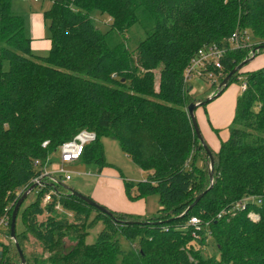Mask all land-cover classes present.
Returning a JSON list of instances; mask_svg holds the SVG:
<instances>
[{"label": "trees", "instance_id": "obj_1", "mask_svg": "<svg viewBox=\"0 0 264 264\" xmlns=\"http://www.w3.org/2000/svg\"><path fill=\"white\" fill-rule=\"evenodd\" d=\"M51 1L44 15L52 47L38 55L25 15L13 10V0H0V218H9L0 264H22L11 234L14 208L51 163L48 155L83 130L97 137L78 161L110 166L102 138L118 140L148 172L138 184L124 181L127 197L158 193L160 211L149 216L107 207L110 215L73 194L75 188L60 175L56 183L44 177L45 186L38 184L17 214L25 264H117L119 257L120 264H264V203L218 218L248 195L264 197V66L243 78L247 88L237 98L229 138L218 152L207 143L215 160L212 185L210 157L187 109L193 83L184 80L204 45L224 49L223 81L264 44V0ZM94 10L111 17L108 30L95 24ZM136 23L148 30L132 53L119 36ZM236 31H247L253 43L232 47ZM240 71L223 92L242 78ZM49 192L52 200L44 203ZM251 210L259 220L249 218ZM193 216L209 225L195 228L189 224ZM99 222L102 230L87 243ZM30 235L41 253H25ZM120 235L131 248H123ZM211 239L217 253L204 256Z\"/></svg>", "mask_w": 264, "mask_h": 264}, {"label": "rangeland", "instance_id": "obj_2", "mask_svg": "<svg viewBox=\"0 0 264 264\" xmlns=\"http://www.w3.org/2000/svg\"><path fill=\"white\" fill-rule=\"evenodd\" d=\"M44 1L45 0H39V1L38 0H13L12 7H13V10L21 12L25 16H27L29 20L30 14L36 10H39L41 8V4ZM37 4L39 5L35 6ZM32 5L34 6L31 7ZM91 17L93 21L95 22V24H97L102 31H106L111 27L109 24L111 23L112 19L108 14L102 13L101 11H98V10L97 11L94 10L91 12ZM147 30H148V27L145 28L141 23H136L130 26L127 29V31L125 33H122V36L120 35L119 37H121L126 42V45H127L126 48H128L129 51L133 53L134 49L138 46L140 41H142L143 39L147 37ZM251 32L252 34H255L254 31L251 30ZM252 51L253 50H250L249 56L252 55ZM256 57L257 58L255 60L247 63L243 67V69L238 73L239 78L240 77L242 78H240L238 81H235L229 85V87L226 90L227 93L221 101H224L225 99L230 98V96L233 95L232 92L235 91V89L238 90L237 87H240L239 93L243 92V90L241 89V83L243 82V78L248 73L249 69H259L264 66V50H262L261 53L258 54ZM8 66H9V63L5 61L4 67L8 68ZM221 81L222 80L218 79L216 83H211V82H208L207 80L195 79L192 82L193 83V85H191L192 90L189 94L190 103L201 102L207 99L209 96L214 95L217 92L216 89L219 86ZM155 88L156 90L159 89L158 75L156 76ZM221 101H219V103ZM206 105L207 106L203 105V106L198 107L195 110V114H196V118L198 120V124H199V127L202 133L207 137V139H209V136L205 133L203 128L205 129V127H207L206 123H209V117L213 118V114L211 113V108L217 106L218 103H215L210 107H209V104H206ZM232 111H233V108H231V110H227L225 115L222 117L221 125L223 126L225 124L224 127H226L225 128L226 132H227L228 126L231 125L233 122L232 120V122L229 121L230 123H226L227 122L226 120L231 117ZM222 133L223 132H217L216 134L217 136L213 135L212 138L215 140L218 138L224 139L226 134H222ZM102 144L104 147L105 156H106L107 161L110 164H112L110 166H114L112 168H114L116 172L119 175H121L120 179L121 181H123V183L124 181H132L135 184H138L140 181L147 178L148 172L146 170H143L141 167H139L136 163L133 162V160L123 151L120 145V142L118 140L114 138L103 137ZM59 158H60V148L56 152H54V154L53 153L49 154L47 161L49 160L53 162L52 163L53 167L59 168L61 165ZM198 162L200 165L203 164L202 161H198ZM110 166L104 168L103 173H107L108 171H112V170L113 172H115V170L112 169ZM65 167L66 169L74 173L73 179L68 181V184L72 185L75 189L79 190L84 195H87V196L91 195L90 194L91 189H93L94 185L97 184V176L95 173H99L100 169H103V168H101V166L97 163H90V162H85V161H77L72 164H65ZM109 177L111 180H114L113 179L114 176H109ZM117 191H114L113 193H111L110 197L114 201H116L117 205H119L120 207H124L125 209H130L127 203L125 202L122 203V201L119 199V195ZM122 194H124V191H122ZM33 199H34V192L31 195H29L25 204H28ZM144 201L146 203L147 213L149 216H154L159 213L161 205H160L158 193L149 194L146 198H144ZM131 206L136 207L135 203H131ZM95 214L96 212L93 211L92 217ZM46 216L47 214L45 215V217ZM248 216H249V213H248ZM18 222H19L18 228L21 230L23 226L20 221ZM102 228H103V224L102 222H99L94 228L90 229V234L87 237V243H93L96 240L98 233L102 230ZM120 238H121L124 249L131 248L130 243L123 235H120ZM3 239H4V236L0 235V241H3ZM66 240L70 242L68 239ZM13 243H14V240H13ZM214 243L215 242L211 239L209 242V245L207 246V248H205L204 256H207L210 253H213V254L217 253V251L215 250ZM212 244L214 247L211 246ZM9 245H11V243ZM25 246H26L25 253L27 255L31 254L32 252L36 254H39L42 252L41 245L39 244L37 239L34 238L32 235L29 236L28 241L26 242ZM45 255H47V253ZM120 261H121V257H119L117 264H120Z\"/></svg>", "mask_w": 264, "mask_h": 264}, {"label": "built area", "instance_id": "obj_3", "mask_svg": "<svg viewBox=\"0 0 264 264\" xmlns=\"http://www.w3.org/2000/svg\"><path fill=\"white\" fill-rule=\"evenodd\" d=\"M249 43H253L250 34H247V31L243 32H235L230 37V44L234 48H240ZM224 49L221 48L218 44H207L203 47H200L192 59L191 63L185 70L184 80L189 86L188 83H192L195 79H203L207 80L211 83H216L221 80L223 77V56ZM221 83V82H220ZM192 87V86H191ZM247 88V83L243 80L241 83V89L245 91ZM218 90V87L216 91ZM97 135L93 131L83 130L79 132L73 139L63 143L60 147V167H53L51 162L46 168L45 172L36 180V182L40 185V187H44L42 184V180L44 177L49 178L50 182L56 183V176L60 175L64 178L66 182L70 181L74 177V173L68 169H66L65 164H72L77 162L83 154L84 148L86 144L94 141ZM47 145V142L44 143V146ZM52 200V192L47 193L44 197V203H48ZM264 203V197L261 195H248L237 202L234 203L232 209L230 210H222L218 214V218L223 217L225 213L235 211L237 208H245L248 205ZM57 208H61L60 205H57ZM249 217L252 220H259L260 214L254 210L249 212ZM189 224L193 225L197 229L206 228L209 225L207 222L205 225H202V221L200 218L193 216L189 220ZM9 226V218L8 215L0 218V235L4 236V230H6ZM5 240V237L3 241ZM0 241V242H3Z\"/></svg>", "mask_w": 264, "mask_h": 264}, {"label": "crops", "instance_id": "obj_4", "mask_svg": "<svg viewBox=\"0 0 264 264\" xmlns=\"http://www.w3.org/2000/svg\"><path fill=\"white\" fill-rule=\"evenodd\" d=\"M38 5L39 4L35 6ZM51 5H52L51 0H45L41 4V8L39 10H36L30 14L29 20L27 16H25L26 32L27 35L32 39L31 48L33 52L38 55H46V53L49 52V50L52 47V41L50 39L49 22L46 20L44 15L45 11L48 10L51 7ZM33 6L34 5H32L31 7ZM251 70H256V69H249V71ZM237 89L238 90L235 89V91L232 92L233 95L230 96V98L225 99L224 101L221 100L225 97L227 93L226 92L227 89L216 99L208 103L209 107L215 103H218V105L211 108V113L213 114V118L209 117V123H206L207 127H205V129L203 128L205 133L209 136V139H207V137L203 133L202 134L205 140L207 141V143L210 145V147L216 152H218L221 147V141L227 140L229 138V126L226 132L225 130L226 127H224L225 124L222 126L221 122H222V117L225 115L226 111L231 110V108H233L232 115L229 119L226 120L227 121L226 123H230L234 119L236 106H237V98L241 93V92L239 93L240 87H237ZM219 101L221 102L219 103ZM217 132H223L222 134H226L224 139H220V138L216 140L213 139L212 136L213 135L217 136L216 135ZM106 167L109 166H105L104 168ZM110 167L112 168L114 166H110ZM104 168L100 169L99 173H95L97 176V184L94 185L93 189H91L90 196H92V198L97 200L99 203L106 205L108 208L112 210L140 214V215L141 214L148 215L144 198L138 200H131L127 198L125 192V185L123 181H121L120 179L121 175H119L114 168L112 169H114L115 172H113L112 170V171H108L107 173H103ZM106 174H108L109 176H114L113 178L114 180H111L110 177ZM114 191H117L119 195V199L122 201V203L124 202L127 203L130 209H125L124 207H120L119 205H117V202L110 197V194L113 193ZM122 191H124V194H122ZM131 203H135L136 207H132Z\"/></svg>", "mask_w": 264, "mask_h": 264}, {"label": "water", "instance_id": "obj_5", "mask_svg": "<svg viewBox=\"0 0 264 264\" xmlns=\"http://www.w3.org/2000/svg\"><path fill=\"white\" fill-rule=\"evenodd\" d=\"M261 50H264V44H259L256 48L253 49L252 51V55L251 56H248L244 61H242L240 64H238L235 68H233V70L224 78V80L219 84L218 86V90L217 92L212 95V96H209L207 99H205L204 101H201V102H192L189 104L188 106V112H189V115L191 117V120H192V123H193V126H194V129H195V132L198 136V138L200 139L201 143L203 144L206 152L208 153L209 157H210V177H211V185L213 184V174H214V166H215V160H214V155L209 147V145L207 144V142L205 141V138L203 137V134L201 132V129L199 127V124H198V120L196 118V114H195V110L202 106V105H205L211 101H213L214 99H216L218 96H220L223 92V90L226 88V86L228 85L230 79L232 78V76L234 74H236L238 71H240L247 63L253 61L257 54L261 51ZM38 183H34L33 185H31L24 193L23 195L19 198L15 208H14V211H13V217H12V223H11V234H12V238L14 239L15 243H16V247L18 249V252H19V255H20V258H21V262L22 264H25L26 263V259H25V256H24V252L20 246V244L17 242V237H16V220H17V214H18V211H19V208L20 206L22 205L23 201L25 200V198L27 197V195L33 191L36 187H37ZM66 188L70 189L71 190V187L70 186H66ZM73 194L81 197L82 199H84L86 202H88L89 204H91L92 206L96 207L98 210L102 211V212H105V213H108L110 215H113L112 211H110L105 205L97 202L95 199H93L91 196H87V195H84L83 193H81L80 191L78 190H75V189H72L71 191ZM203 194H201L200 196L197 197L196 201L194 202V204H196L200 198L202 197ZM193 204V205H194ZM192 205V206H193ZM192 206H190L189 209L192 208Z\"/></svg>", "mask_w": 264, "mask_h": 264}]
</instances>
